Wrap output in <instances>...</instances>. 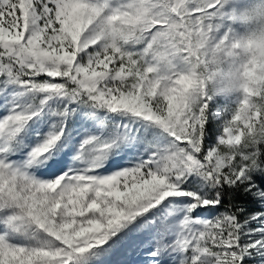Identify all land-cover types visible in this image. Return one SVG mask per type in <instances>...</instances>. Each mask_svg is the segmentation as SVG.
<instances>
[{"label": "snow or ice", "instance_id": "6c2138e0", "mask_svg": "<svg viewBox=\"0 0 264 264\" xmlns=\"http://www.w3.org/2000/svg\"><path fill=\"white\" fill-rule=\"evenodd\" d=\"M227 12L0 0V264H264V141L200 89Z\"/></svg>", "mask_w": 264, "mask_h": 264}, {"label": "clouds", "instance_id": "9594fccd", "mask_svg": "<svg viewBox=\"0 0 264 264\" xmlns=\"http://www.w3.org/2000/svg\"><path fill=\"white\" fill-rule=\"evenodd\" d=\"M227 19L234 26L227 44L221 41L200 73L202 93L228 100L234 115L249 118L251 126L241 139L244 147L264 141V0H227ZM247 101V103H245ZM228 123H231L230 121ZM230 155L240 145H223Z\"/></svg>", "mask_w": 264, "mask_h": 264}]
</instances>
